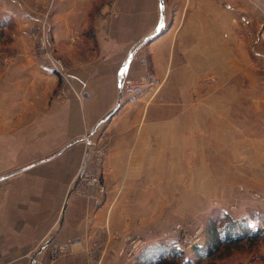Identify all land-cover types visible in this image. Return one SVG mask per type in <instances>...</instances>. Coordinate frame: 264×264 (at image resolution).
Masks as SVG:
<instances>
[{
  "label": "crops",
  "instance_id": "0c3cea01",
  "mask_svg": "<svg viewBox=\"0 0 264 264\" xmlns=\"http://www.w3.org/2000/svg\"><path fill=\"white\" fill-rule=\"evenodd\" d=\"M163 2L165 23L159 28L158 0H0V176L11 163L25 167L81 139L0 181V264H45L52 243L67 242L71 251L58 263L82 264L83 250L101 238L97 229L105 210V205L86 208L70 196L61 213L83 149L100 134L108 141L106 170L123 177L128 168L130 177L140 176L149 140L163 139L157 133L163 121L147 120V113L154 105L174 103L163 100L160 87L180 79L176 74L181 81H195L196 67L210 64L205 58H211V42L219 41L212 34L224 30V14L219 21L215 11L213 18L206 0ZM47 7L54 46L66 61L67 94L61 100H53L60 78L37 58L29 38ZM157 30L137 48L126 72L130 78L148 75L152 87L137 97L121 96L113 116L82 140L118 102L119 72L132 46ZM127 161L139 162L126 166ZM111 245L122 240L114 237ZM87 257L89 264H109L94 254ZM250 264L264 260L253 255Z\"/></svg>",
  "mask_w": 264,
  "mask_h": 264
},
{
  "label": "rangeland",
  "instance_id": "374dc122",
  "mask_svg": "<svg viewBox=\"0 0 264 264\" xmlns=\"http://www.w3.org/2000/svg\"><path fill=\"white\" fill-rule=\"evenodd\" d=\"M206 1L213 6V18L215 11L219 21L224 14V30L212 34L219 41L211 42V58H205L210 64L196 67L195 81H181L176 74L180 79L160 87L163 100L174 103L154 105L145 117L161 118L164 127L157 133L163 139L158 137V144L154 136L149 140L140 176L130 177L128 168L123 177L116 175L118 170H106L108 141L100 134L82 151L85 174L76 172L67 195L86 208L105 205L97 229L101 238L83 250L82 264H89L88 254L109 264H134L146 247L172 239L184 260L193 259L194 236L202 245L212 220L223 224L224 216L264 231V0ZM179 92L182 98L172 96ZM22 164L11 163L5 173ZM108 235L120 238L122 245L113 247ZM71 244L60 250L52 243L45 264H59ZM253 255L264 260V237L224 245L199 264H250Z\"/></svg>",
  "mask_w": 264,
  "mask_h": 264
},
{
  "label": "trees",
  "instance_id": "16d2710c",
  "mask_svg": "<svg viewBox=\"0 0 264 264\" xmlns=\"http://www.w3.org/2000/svg\"><path fill=\"white\" fill-rule=\"evenodd\" d=\"M223 218L225 219L223 224L220 220L213 219L209 224L208 239L202 245L192 246L193 259L184 260V253L177 249L174 243H160L146 247L134 264H199L211 258L224 245L264 237L261 227L254 229L246 221L238 222L226 216Z\"/></svg>",
  "mask_w": 264,
  "mask_h": 264
},
{
  "label": "built area",
  "instance_id": "2783aa9c",
  "mask_svg": "<svg viewBox=\"0 0 264 264\" xmlns=\"http://www.w3.org/2000/svg\"><path fill=\"white\" fill-rule=\"evenodd\" d=\"M48 12L46 11L39 17L37 20L36 26L31 31V37L34 41V49L38 56V59L55 75L60 78V85L57 91L53 94V100H61L66 96V85L68 82V75L65 72V62L56 52L53 45V33L49 26ZM144 62V61H143ZM150 77L148 75H141L138 78H130L124 76L121 79V95L127 97H137L141 95L147 87H149ZM90 142L89 144H91ZM86 156L83 159L85 162ZM85 167V163H84ZM85 174V168L83 170ZM82 173V174H83ZM94 181H96L94 179ZM176 231L173 232L175 237ZM173 243H178L175 239H172ZM199 243V236H194V241L192 244ZM64 245H61L59 248L62 250Z\"/></svg>",
  "mask_w": 264,
  "mask_h": 264
},
{
  "label": "water",
  "instance_id": "95a60500",
  "mask_svg": "<svg viewBox=\"0 0 264 264\" xmlns=\"http://www.w3.org/2000/svg\"><path fill=\"white\" fill-rule=\"evenodd\" d=\"M158 3H159V25L158 27L161 28L162 25L165 23V18H164V2L163 0H158ZM159 33V31H155L147 36H145L144 38H142L139 42L135 43L132 48L130 49V51L128 52L124 62H123V65L121 66V69H120V72H119V83H118V86H119V98H118V102L116 103V105L108 112L106 113L103 117H101L99 119V121L94 125L93 129L87 133L83 138L82 140H85V141H88L89 138L91 137V135L94 133L95 129L101 125L102 123H104L106 120H108L119 108V104H120V101H121V79L126 75V72H127V69L129 67V64L133 58V55L135 53V51L137 50V48L143 44V43H146L148 41H151L157 34ZM79 140L81 139H77L76 141H71L69 142L67 145H65L64 147L61 148L60 151H58L57 153L53 154L52 156L50 157H47L45 159H42L38 162H35V163H32L30 165H27L25 167H21V168H18V169H15L9 173H5L3 175L0 176V181H3L9 177H12L13 175L15 174H18L20 172H23L27 169H29L30 167L36 165V164H40V163H43L47 160H50L52 158H54L55 156L59 155L60 153H62L65 149H67L68 147L74 145L76 142H78ZM84 160H83V163L81 165V168H80V171H79V174H78V177H80L83 173V170H84ZM69 199V195L66 196L65 198V201H64V204H63V207H62V213H64L65 211V208H66V204H67V201Z\"/></svg>",
  "mask_w": 264,
  "mask_h": 264
},
{
  "label": "bare ground",
  "instance_id": "6f19581e",
  "mask_svg": "<svg viewBox=\"0 0 264 264\" xmlns=\"http://www.w3.org/2000/svg\"><path fill=\"white\" fill-rule=\"evenodd\" d=\"M113 116V115H112Z\"/></svg>",
  "mask_w": 264,
  "mask_h": 264
}]
</instances>
